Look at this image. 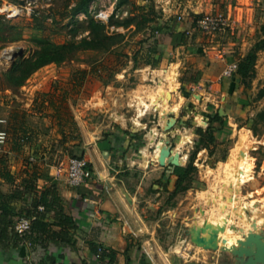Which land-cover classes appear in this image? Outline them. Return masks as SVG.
Here are the masks:
<instances>
[{
	"label": "rangeland",
	"instance_id": "374dc122",
	"mask_svg": "<svg viewBox=\"0 0 264 264\" xmlns=\"http://www.w3.org/2000/svg\"><path fill=\"white\" fill-rule=\"evenodd\" d=\"M5 1L18 5L22 0ZM78 1L40 0L16 19L8 20L0 15V131L7 133V143L0 157L16 179L28 171H37L45 177L52 168H65L70 158H84L89 138L92 140L109 130L110 116L105 105V98L110 95L108 86L123 84L130 88L146 84L152 89L148 94L152 99L150 106L143 112L141 109L129 113L131 116L143 114V123L128 127L138 129L137 132H125L131 141L136 140L135 145L129 147L131 150L146 149L147 166L142 170L129 169L118 161L116 167L119 179L130 185H143L138 198L145 220L151 222L148 228L152 237L151 256L156 264H173L176 257L183 264H235V257L229 252L238 245L241 234L229 227H248L245 229L248 232L256 222L258 228L264 229V190L254 194L258 183L245 184L254 178L252 172H260L264 166V51L258 53L255 77L247 85L241 83L234 72L231 77L223 76L231 80L230 87L214 92L210 99L199 90L192 91L190 101L176 110L171 108L173 102H178L172 101L176 89L168 91L164 86L165 79L171 80L175 71L171 63L160 67L162 56H149L148 49L168 41L169 33H178L176 40L185 36L186 41L194 45V56L184 66L186 69L180 68L182 75L193 73L195 79H200L204 71L196 70L201 69L202 60L209 59V54H220L235 61L252 50L262 36L264 0H249L252 6H246L243 21L238 19L235 9L242 5L241 0H223V5L214 2V7L210 0H129L125 8H121L127 16L111 17L106 23L95 19L89 9L92 5L108 9L111 6L108 0H92L83 17L73 15ZM119 2L116 0L117 8ZM2 3L0 0V5ZM144 5H148L144 10L139 8ZM130 13L131 17H136L132 18L134 22L142 23L140 26L124 27ZM211 13L225 15L230 27L215 35L200 31L197 20ZM179 16L183 19L179 20ZM144 18L150 19L149 22ZM93 28L97 32H92ZM95 34L101 35V39L123 34L125 39H105L103 44L93 39ZM198 44L219 45L220 48L204 52L205 48ZM46 49H51L53 60L29 74L46 55ZM148 59L152 65L146 63ZM195 59L198 60L193 62ZM146 71L151 72L150 78L148 74L143 75ZM122 73L126 78H117ZM140 76L142 82L138 79ZM211 84L213 82H205L207 87ZM215 112L221 113L224 125L216 124L221 133L213 156L218 159L228 153V159L231 152L237 156L225 166L223 173L231 179L226 177L222 193L214 200L217 208L208 214L214 219L211 222L200 208H190L193 200L199 201L201 188L206 189L204 177L208 167H216L208 150L200 151L195 161L196 187L175 198L167 192H152V185L158 186L160 179L148 183L145 172L155 165L165 171L170 165L166 162L162 166L159 162L162 148L170 149L172 155L179 154L180 166H186L195 149V128H207L208 116ZM65 136L66 142L63 141ZM22 139L25 142H20ZM256 174L264 186V175ZM165 175L169 173H164L162 178ZM173 179L170 178V191L175 187L176 178ZM220 216L222 219L216 220ZM226 220L228 229L218 237L224 251L206 250L192 243L188 234L191 227L205 221L224 225Z\"/></svg>",
	"mask_w": 264,
	"mask_h": 264
},
{
	"label": "crops",
	"instance_id": "0c3cea01",
	"mask_svg": "<svg viewBox=\"0 0 264 264\" xmlns=\"http://www.w3.org/2000/svg\"><path fill=\"white\" fill-rule=\"evenodd\" d=\"M210 1H212L211 6L214 7V0ZM241 4L235 8L238 11L237 15L240 21L247 9L246 6L250 5L251 7L252 2L241 0ZM205 9L208 10V8ZM79 14L83 17L85 12ZM176 35L178 33H174L172 37L167 36L168 41L160 44V54L158 55L162 56L160 67H166L168 63H171L170 65L175 71L171 80L165 79L164 86L168 91L176 89L175 95H172V101L177 100L178 102L175 104L173 102L171 108L175 107L176 110H180L186 102L190 101L188 97L192 91L199 90L200 93H204L210 99L214 92L230 87L231 80L223 79V70L230 65V61L233 59L229 57L226 59L216 53L214 55L209 54V59L202 60L201 69L196 70L198 72L204 71L200 79H195L196 76L193 73L191 76H188V72L182 75L181 69L194 56V45L191 41L182 43L179 39L176 40ZM198 46L205 48L204 52L206 49L216 50L220 48L219 45L209 47L198 44ZM213 56L215 59L211 58ZM197 60L195 59L193 62ZM142 73L145 76L148 74V78L152 76L149 71ZM117 78L125 79V73L118 74ZM138 79L141 81L142 77L140 76ZM173 79L176 81L173 82ZM205 82H213V84L208 88L205 86ZM147 87L146 84L142 83L130 88L123 84L121 86H108L110 95L105 98V105L108 107L106 110L110 116V128L103 134L94 136L92 140L90 138L87 140L90 143L86 145L84 158L93 174V178L87 184L80 187L69 186L66 176L63 172L59 173L57 168H52L48 173L52 178L51 181L40 179L38 182L40 192L50 186L55 188L65 212L73 217L78 229L70 232L69 238L65 240V231L60 226L53 224L56 218L54 212H51L44 219V222L47 223L45 229L42 231L33 230L26 238L27 240L18 242L12 237V229L9 228L4 231V225L0 224V264H48L50 261L56 264H156L151 256L150 248L152 237L149 236L151 232L148 228L151 227V222L145 220L146 216H144V211L140 206L141 201L138 198L139 192L143 190V185H130L129 182L122 181L117 177L118 167H116L118 161L123 162L129 169L136 167L138 170H142L147 166L146 149L143 148L144 150L141 149L138 152L131 150L136 140L131 141L125 132H137L138 129H129L128 127L143 123V114L131 116L129 113L132 110L141 109L143 112V109L147 110V106H150L152 99L150 98L151 95L148 94H151L152 89ZM197 138L195 135V141ZM236 156L231 152L226 161L217 162L215 168L208 167L204 177L206 189L201 188L199 201L193 200L190 203V208L194 210L200 208L203 211L206 220L209 219L214 222V219H210L208 214L213 212V208H217L214 200L222 193L226 177L228 180L231 179L229 175L226 176L223 173L225 166L230 163L232 157L235 158ZM116 157H118L117 160H115ZM238 164H236L237 167ZM253 166L252 170L254 171L256 166L255 164ZM161 170H163L162 167L155 165L150 171L145 172L147 182L150 183L152 179H161L166 173V171ZM260 170V172L257 170L252 172L254 178L245 183L248 186L255 185V182L258 183L257 187L260 188L255 187L254 192H252L254 194H260L264 190V186L256 177V173L260 174V177L264 175V166ZM230 175L233 174L230 173ZM26 176L27 173L23 174L14 185L7 184L0 178V191L4 194H10L16 189H22L20 183ZM167 176L165 175V178ZM173 178L172 176V181ZM147 182L146 184H148ZM154 189L157 190L160 187L154 186ZM242 191H244L243 188H241L240 193L244 198L245 195ZM248 194L250 196L251 193L248 192ZM36 197V193L23 194L20 199L12 200L10 205L16 213L14 220L24 216L25 212L32 207ZM230 208L232 207L229 206V210ZM237 213L239 214V211ZM222 217L220 216L216 220H220ZM246 228L248 227H244V229ZM98 247H103L108 253L110 252L114 256V260L111 261L108 256L104 260L97 259L95 249Z\"/></svg>",
	"mask_w": 264,
	"mask_h": 264
},
{
	"label": "trees",
	"instance_id": "16d2710c",
	"mask_svg": "<svg viewBox=\"0 0 264 264\" xmlns=\"http://www.w3.org/2000/svg\"><path fill=\"white\" fill-rule=\"evenodd\" d=\"M92 0H79L76 6L73 9V15H77L80 12H87L88 4ZM144 2H151L152 0H141ZM129 2V0H120L118 4V9L125 8V5ZM215 3H220L223 5V0H214ZM148 5H144V7H139L144 10L145 7ZM151 6V5H149ZM122 10V9H121ZM136 17H131V13L129 15V18L126 19L124 23V27H130L132 25L140 26L142 23L140 21L134 22ZM150 19L144 18V21L149 22ZM152 20V19H151ZM166 28V27H164ZM92 32H97L96 30H92ZM173 34V32H171ZM261 38L259 41L255 44V46L252 48V50L244 57L237 58L235 61H230V64L233 62H236L237 64V70L234 73V76H236L241 83L247 85L248 82L255 77L256 73V63L258 59V53L260 51H264V25L261 26ZM94 40L102 41L104 44L105 39L112 40V41H123L125 39V35L123 34H115L110 35L108 37H103L101 39V35L95 34ZM169 36L172 37L173 35ZM97 37V38H96ZM100 37V38H99ZM182 43L186 42L185 36H182V38L179 40ZM66 48V47H65ZM51 49H46V55L43 57L41 61H37V65H35L29 74L33 72L34 70L38 69L39 67L43 66L47 62H50L53 60L54 57H50ZM149 56L150 55H156L160 54V46L151 47L148 49ZM148 65H152L151 61L148 59L146 62ZM209 118V125L207 128L197 127L195 128V134L197 135V140L195 141V149L189 156L188 164L186 166H174L170 164L166 167L165 171L166 173H169V176L165 179V177L161 178L158 181V186L160 189L155 190L154 185L151 187V191L154 193L158 192H167L170 194L171 198H175L180 193H184L190 189H193L196 187V183L198 182L197 172L198 168L195 165V161L197 159V155L202 150H208L209 151V157H213L214 163H217L219 161H226L228 153H224L222 157L216 158L214 155V149L218 142V137L221 133V128H218L216 124L224 125V118L222 115H220L219 112H215L212 115L208 116ZM24 139V138H23ZM23 139L20 142H25ZM28 140V138H26ZM64 142H66V136L64 137ZM32 158V157H31ZM82 158V157H77ZM31 160V159H30ZM32 161V160H31ZM4 159L0 157V178L4 180L5 183L14 185L16 182V176L7 168L5 165ZM174 176L176 178L175 180V187L173 191H170L169 185H170V178ZM40 179H46L51 181L52 178L50 175H47L45 177H41L37 171H28L27 176L24 177L20 183V186H22V189H16L10 194H4L0 191V224L4 225L5 229L4 231H7L9 228L12 229V237L17 240L18 242H24L27 240L28 235L26 236H20L18 235L14 230V224L16 220L14 218L16 217V213L14 209L11 207L10 203L13 199H20L23 194H37L36 200L34 201L32 207L25 212L24 216L27 217H35V220L33 222L32 230H38L42 231L47 227V223L44 222V219L47 218L48 214L51 212H54L55 214V220L53 224L60 226L64 231V239L67 240L69 238L70 232H73L78 229V226L74 222V219L71 215H68L65 212V209L61 203V199L58 196L57 191L53 186L47 187L43 191L38 190V181ZM39 206L44 207V211H39ZM49 226V225H48ZM99 249H102V252L100 254V259L104 260L105 257H110L111 261L114 260V256L103 247H98L95 249L96 253L99 252ZM48 264H56L53 261L48 262Z\"/></svg>",
	"mask_w": 264,
	"mask_h": 264
},
{
	"label": "built area",
	"instance_id": "2783aa9c",
	"mask_svg": "<svg viewBox=\"0 0 264 264\" xmlns=\"http://www.w3.org/2000/svg\"><path fill=\"white\" fill-rule=\"evenodd\" d=\"M25 2L24 6L20 4L16 5L9 1L3 0L0 5V15L8 20H13L22 15L24 10H31V6L40 0H23ZM110 2V7L104 9L102 7L98 8L96 5H92L89 9V14H91L95 19L106 23L111 17H124L127 16V12L118 9L116 5V0H108ZM30 7V8H28ZM86 16V15H84ZM183 17L179 16V20ZM230 27L228 18L223 14H205L197 20V28L207 35H215L218 33H223L226 29ZM190 33V32H189ZM236 64H230L223 73V76L231 77L236 71ZM7 143V133L5 131H0V152H3L4 147ZM34 161V158H31ZM59 173L63 172L66 176V181L71 187H80L87 184L92 178L93 174L89 168V164L84 158L73 157L70 158L67 166L58 168ZM58 173V175H59ZM39 211L43 212L44 207L39 206ZM35 217L20 216L16 219L14 224L15 232L20 236H26L31 233L33 222ZM102 249L96 255L97 259H100V254Z\"/></svg>",
	"mask_w": 264,
	"mask_h": 264
},
{
	"label": "water",
	"instance_id": "95a60500",
	"mask_svg": "<svg viewBox=\"0 0 264 264\" xmlns=\"http://www.w3.org/2000/svg\"><path fill=\"white\" fill-rule=\"evenodd\" d=\"M20 5L24 6L25 2L22 0ZM159 162L162 166H165L166 162L174 166H180L179 154L172 155L170 149L162 148ZM229 228L241 234L238 245L232 252H229L235 257V264H264V229L258 228L256 222L252 223V229L248 232L238 226H231ZM227 229L228 220L225 221L224 225H215L205 221L200 226L191 227L188 234L192 243L198 247L206 250L220 249L224 251L218 244V237L220 233H225ZM173 264H183V262L180 258L176 257L173 259Z\"/></svg>",
	"mask_w": 264,
	"mask_h": 264
}]
</instances>
